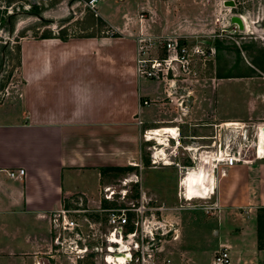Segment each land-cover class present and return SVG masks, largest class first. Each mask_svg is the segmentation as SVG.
I'll return each instance as SVG.
<instances>
[{
  "label": "crops",
  "instance_id": "obj_1",
  "mask_svg": "<svg viewBox=\"0 0 264 264\" xmlns=\"http://www.w3.org/2000/svg\"><path fill=\"white\" fill-rule=\"evenodd\" d=\"M126 1L118 0V11L124 12V18L117 16L118 11L106 14L95 9L115 35L64 40L26 36L19 41L17 82L0 95V264H62L61 256L54 254L59 251L53 242L52 212L70 207L66 203L75 198L82 201L83 209L100 211L106 175H101V168L137 166L142 182L149 141L144 138L145 130L178 125L180 133L186 127L183 132L189 134L207 130L209 122L205 121L264 118V93L250 87L242 117L221 118L218 88L224 80L215 75L207 84L202 68L196 79L178 83L190 91L184 102L187 112L183 113L168 100L165 81L137 76L135 35L142 32L191 39L201 28L186 17L171 18L167 2L161 1L158 7L143 1L134 6ZM245 22L248 27L246 18ZM227 97L235 99L234 95ZM178 116L181 123L175 121ZM168 139L173 141L170 134ZM162 167H170L176 188L173 192L154 189V194L168 200L180 198L177 180L180 190L181 176L178 178L177 171L181 167ZM165 181L160 183L162 187ZM213 183L210 181V189ZM214 184L218 222L224 229L232 227L229 237L219 236L225 240L219 247H227L229 264H264V249L257 247V212L264 207V158L228 168ZM207 193L202 196L196 192L194 197L206 198ZM176 208L169 207L179 210ZM95 219L91 217V225ZM186 229L184 223V237ZM215 251H210V264ZM182 252L177 261L180 264H198L199 256L206 253L190 246H184Z\"/></svg>",
  "mask_w": 264,
  "mask_h": 264
},
{
  "label": "rangeland",
  "instance_id": "obj_2",
  "mask_svg": "<svg viewBox=\"0 0 264 264\" xmlns=\"http://www.w3.org/2000/svg\"><path fill=\"white\" fill-rule=\"evenodd\" d=\"M10 1L11 2H8V0H0V95L5 93V87L17 82L16 67L18 64L19 41L23 38L22 36L34 37L39 36L42 32L49 33L50 31L53 35L60 33V35L66 34L68 37H85L92 34L96 36L116 34L106 22L104 24L99 23V16H97L95 9L98 8L102 10V13L114 14V12L118 11L120 8L118 0H96L94 4H92L93 0ZM142 1L143 3L156 4L158 7L161 1L167 2V9L171 13V18L180 20L186 17V20H190L194 24V27L198 29L201 28L196 33H200L197 36L200 35L202 37L201 39L204 40L203 46H210V48L214 49V55H209L204 64L199 59H195L194 62L196 71L202 68L201 72L203 75L201 76H205L206 80L219 73H226L234 76L251 75L223 78L224 82H221L223 84H220L218 88V92L221 93L220 102L218 101V112L221 118L242 117L245 113V93L247 89L250 87L254 92L264 93V8L262 7L259 10L256 7L258 2L261 3L264 2V0H233L235 2L234 7L225 6L224 0H127L126 2H130L135 6L136 3ZM33 5L40 8L41 17L34 14L35 10L32 8ZM27 11L30 13H27ZM12 13H17L14 17L15 30L12 34H9L7 32L8 24H1V17L6 19L8 18L7 15ZM123 13L124 12L118 11L117 16L124 18L122 16ZM230 14L245 15L249 21L250 28L246 29V31L244 29H237L236 25L230 22ZM190 41H195V39L191 38ZM251 68L255 69V73L252 72ZM194 76L191 80L196 79ZM201 81L204 82L205 80ZM206 83H210V80H207ZM219 93L218 95L220 96ZM227 95H229V97L234 95L235 99L230 101ZM182 106L183 109L179 111L182 113L185 111L187 112V105L183 104ZM237 120L264 122V118H241ZM205 122L218 123L220 121ZM185 123H187V121ZM197 123H199V121H197ZM202 124L204 125L206 123H201V125ZM193 125L191 124L190 126L193 127ZM206 128L207 130L205 131L195 130L187 134L183 132L186 130V127H184L179 137L181 145H178L177 156L173 157V154L176 152H171L173 141L170 142L169 146H166V153L171 155L172 160L176 159L181 163L191 164V162H188L190 161L188 152L184 150L185 148H182V146H190L193 144V141L201 143L203 140L200 138V135L209 134L211 131L210 126ZM193 135L199 136V139H197L198 137L194 138ZM153 143V140L147 142L148 146L146 148L144 167L142 169V182L139 176V171L141 169L137 166H131L132 168L118 173L108 172L104 177L103 185L109 184L120 188L119 179L136 173L140 183L136 184V186L131 189V199H137L141 193L143 199L150 200V205L159 207L160 210H155V214L158 216V219L164 223V228L170 230L166 236H161L162 239L159 244L162 247V252L158 254L156 262H151L150 264H163V261L167 258L169 260L168 264H180L177 261L183 256L181 249H183L184 246H190L191 249L195 248L197 252L199 249L205 251L206 253H202L199 256L200 259L197 263L210 264V251L218 250L219 243L223 241L219 236L229 237L232 232L230 228L232 227L224 229L223 225L220 226L218 222L219 212L215 213V210L218 211L219 209H216L218 208V204L217 200L212 197L214 194L208 198L194 197V199L190 201L185 200L183 197L176 198V196L168 200L161 198L159 194V196L154 194L155 190H159L160 188L165 189V192H167L168 189L173 192L174 188H176V184L174 185L173 179H170L168 172L170 167H162L160 165V167L152 168L149 156L151 153L150 147ZM170 152L172 154H169ZM185 172L186 169L181 167V170L177 171L178 178L184 176ZM177 173L175 175H177ZM164 181L165 184L162 187L160 183ZM178 189L177 180V191ZM75 199L74 201L67 202L66 205L74 208H83L84 205L82 201L78 198ZM201 205H206L209 208L211 206L213 208L209 210V213H206ZM171 206H176V209L179 210L169 209ZM102 214L104 213L101 211L92 212L91 210L85 209L84 212L74 213L73 215V218L77 219L79 222L78 231H81L83 235H92L91 238L94 240L88 238L89 243H98L100 241V236L106 231L104 216H102ZM190 215H195L196 221H190L193 217L191 216L190 218ZM91 217L96 218L92 225L90 221ZM184 223L188 228L185 231V237L184 235L182 236V227ZM193 224L196 225L190 227ZM160 225L162 226V224ZM216 232H219V234L217 235ZM183 238L185 240V245L182 242ZM223 242H225V240ZM54 254L61 256L62 264L102 263L100 259L96 257L98 256L96 254H90L78 260L71 258L70 256L72 255L62 251L58 253L54 252ZM184 259H186V256H184ZM183 264L188 263L184 262Z\"/></svg>",
  "mask_w": 264,
  "mask_h": 264
},
{
  "label": "built area",
  "instance_id": "obj_3",
  "mask_svg": "<svg viewBox=\"0 0 264 264\" xmlns=\"http://www.w3.org/2000/svg\"><path fill=\"white\" fill-rule=\"evenodd\" d=\"M256 7L259 10L264 8V2H258ZM238 15L242 20L246 17L242 14ZM134 38L136 75L146 79L165 81L168 100L174 102L182 110V105L190 91L184 90V87L179 86L178 83L196 75L195 59L201 60L204 64L209 55H214V49L210 46H203L204 40L201 36L193 37L195 41H190L189 38L183 36L148 35L139 32ZM175 121L181 122V119L176 117ZM208 125L211 131L209 134L200 135L203 140L201 143L193 141L190 146H182L188 152L190 158L188 162L191 164L180 166L179 161L170 159L171 155L166 153V146L170 145L168 139L167 145L153 140L149 156L151 166L176 165L184 167L185 173H188L189 169H198L199 165L205 166L201 162L206 161L205 169L213 175L214 183H216V178L223 177L228 168L239 164H252L264 158V139H261L264 134V122L230 120ZM169 127L176 131V135L169 133L173 140L171 152H176L173 154L174 157L177 156L178 145H181L179 126L157 129H169ZM150 131V129L145 130V139H147V132ZM193 137L199 139V136L193 135ZM171 152L169 154H172ZM18 172L23 174L24 170L19 169ZM9 174L14 175V172ZM118 182L120 188L109 184L101 188V200L106 205L101 206L99 210L104 213L106 231L100 236L98 243L91 241L89 243L88 238L94 240L91 238L92 235H83L81 231H78L79 222L73 218L74 213L84 212L85 209L63 207L52 212L51 224L56 251L69 253L75 260L96 254L101 264H113L109 257L115 260L118 259V254L124 255V261H119L118 264L156 262L161 252L159 244L161 236H166L170 229L164 228V223L155 214V210H160L159 207L150 205V200L143 199L141 193L137 199H131V189L140 183L136 173L123 177ZM214 183L207 191L206 198L214 194ZM181 193L184 195V192L178 189L179 197ZM202 207L206 213L213 208L206 205ZM168 263V258L163 261V264ZM229 263L230 256L227 247L220 246L213 255L212 264Z\"/></svg>",
  "mask_w": 264,
  "mask_h": 264
},
{
  "label": "bare ground",
  "instance_id": "obj_4",
  "mask_svg": "<svg viewBox=\"0 0 264 264\" xmlns=\"http://www.w3.org/2000/svg\"><path fill=\"white\" fill-rule=\"evenodd\" d=\"M95 2L96 0H93L92 4H94ZM245 18L247 20V17ZM245 18L243 17V22L245 25L244 30L246 31V29L250 28V25L248 24L249 26L247 27ZM168 133L176 134L173 128L157 129L154 132H149V134L147 135V138L149 140L155 138V139L160 140L161 144L162 143L165 144L164 142L168 140V136H169ZM261 139L262 140L264 139V134L262 135ZM261 143H263V141ZM163 154L166 155L164 151H163ZM167 163H170V162H167ZM201 163H204L205 166L207 164L206 161L204 162L202 161ZM205 166L199 165L198 169H195V168L189 169L188 173H184L185 175L180 177V181H181L180 190L184 192V195L181 193V197L185 198L186 200H192L194 197V193L200 192V194L203 196L204 192L210 189V181L214 182V177L212 174L206 171ZM117 257L118 259H115V260H112L111 257H109V259L111 260L113 264H118L119 261L120 262L124 261V255L118 254Z\"/></svg>",
  "mask_w": 264,
  "mask_h": 264
},
{
  "label": "trees",
  "instance_id": "obj_5",
  "mask_svg": "<svg viewBox=\"0 0 264 264\" xmlns=\"http://www.w3.org/2000/svg\"><path fill=\"white\" fill-rule=\"evenodd\" d=\"M8 2H11L10 0H8ZM32 8L35 10L34 14L38 17H41V10L39 7H37L36 5H33ZM39 8V9H38ZM27 13H30L27 11ZM17 13H12L7 15L8 18H4L1 17V24L7 23V32L9 34H12L15 30V23H14V17L16 16ZM98 21L100 24H104L105 21L99 16L98 17ZM115 35V34H114ZM88 36H96V35H88ZM98 36H102V35H98ZM24 37V36H22ZM35 38H60L62 40L66 39L68 36L66 34H61L58 33L57 35H53V33H51V31L49 33L45 32V33H41L39 36H34ZM1 63V62H0ZM18 63H19V49H18ZM252 72L255 73V69L251 68ZM244 76H251V75H229L226 73H219L217 75V77L220 78H228V77H244ZM132 167H106V168H101V175H105L108 172H121L124 171L126 169H130ZM116 173V174H117ZM103 205H106L105 202L103 203ZM257 247L258 249H264V207L259 208L258 212H257Z\"/></svg>",
  "mask_w": 264,
  "mask_h": 264
},
{
  "label": "water",
  "instance_id": "obj_6",
  "mask_svg": "<svg viewBox=\"0 0 264 264\" xmlns=\"http://www.w3.org/2000/svg\"><path fill=\"white\" fill-rule=\"evenodd\" d=\"M224 5L229 7H234L235 2L233 0H224ZM230 22L235 24L240 30H243L245 28L244 22L238 14L232 15L230 17Z\"/></svg>",
  "mask_w": 264,
  "mask_h": 264
}]
</instances>
